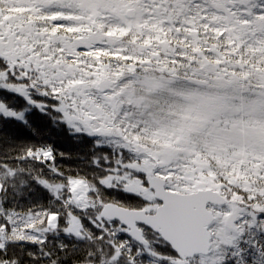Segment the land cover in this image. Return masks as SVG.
<instances>
[{"label": "snow or ice", "instance_id": "6c2138e0", "mask_svg": "<svg viewBox=\"0 0 264 264\" xmlns=\"http://www.w3.org/2000/svg\"><path fill=\"white\" fill-rule=\"evenodd\" d=\"M0 264H264V0H0Z\"/></svg>", "mask_w": 264, "mask_h": 264}, {"label": "trees", "instance_id": "16d2710c", "mask_svg": "<svg viewBox=\"0 0 264 264\" xmlns=\"http://www.w3.org/2000/svg\"><path fill=\"white\" fill-rule=\"evenodd\" d=\"M65 147H67L66 145H59L58 144V148H60V150H65Z\"/></svg>", "mask_w": 264, "mask_h": 264}]
</instances>
